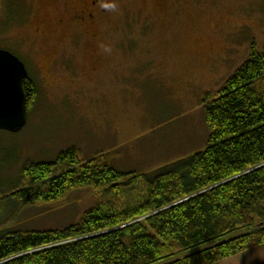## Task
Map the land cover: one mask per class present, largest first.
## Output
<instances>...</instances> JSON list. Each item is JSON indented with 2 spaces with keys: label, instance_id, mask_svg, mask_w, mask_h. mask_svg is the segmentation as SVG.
I'll list each match as a JSON object with an SVG mask.
<instances>
[{
  "label": "rangeland",
  "instance_id": "rangeland-1",
  "mask_svg": "<svg viewBox=\"0 0 264 264\" xmlns=\"http://www.w3.org/2000/svg\"><path fill=\"white\" fill-rule=\"evenodd\" d=\"M29 1L36 11L39 0ZM17 29L0 32V49L28 64L38 97L25 130L0 131L2 194L18 185L28 163L54 162L73 148L84 160L106 156L122 173L146 174L203 152L205 100L254 47L264 51V0H125L97 40L78 44ZM104 200L84 187L50 205L8 206L0 234L62 230ZM218 264H264V245Z\"/></svg>",
  "mask_w": 264,
  "mask_h": 264
},
{
  "label": "trees",
  "instance_id": "trees-1",
  "mask_svg": "<svg viewBox=\"0 0 264 264\" xmlns=\"http://www.w3.org/2000/svg\"><path fill=\"white\" fill-rule=\"evenodd\" d=\"M252 50L204 102L203 152L147 174L122 173L106 156L84 160L74 148L54 162L28 163L0 204L38 208L84 187L106 200L62 230H5L0 264H218L263 246L264 51ZM25 90L31 115L38 97L31 75Z\"/></svg>",
  "mask_w": 264,
  "mask_h": 264
},
{
  "label": "flooded vegetation",
  "instance_id": "flooded-vegetation-1",
  "mask_svg": "<svg viewBox=\"0 0 264 264\" xmlns=\"http://www.w3.org/2000/svg\"><path fill=\"white\" fill-rule=\"evenodd\" d=\"M124 1L39 0L35 11L29 0H0V23L3 24L0 32L11 35L20 28L22 35L59 37L62 42L69 38L71 41L75 40L76 44L81 39L95 41L101 34L104 23L118 8L123 7ZM22 62L29 78L30 68L24 60ZM91 70L90 75L96 72L95 69ZM50 76L49 73L51 79Z\"/></svg>",
  "mask_w": 264,
  "mask_h": 264
},
{
  "label": "water",
  "instance_id": "water-1",
  "mask_svg": "<svg viewBox=\"0 0 264 264\" xmlns=\"http://www.w3.org/2000/svg\"><path fill=\"white\" fill-rule=\"evenodd\" d=\"M28 71L14 54L0 50V131L21 133L28 125Z\"/></svg>",
  "mask_w": 264,
  "mask_h": 264
}]
</instances>
